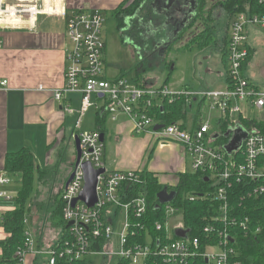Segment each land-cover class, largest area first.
Here are the masks:
<instances>
[{
    "label": "built area",
    "instance_id": "obj_1",
    "mask_svg": "<svg viewBox=\"0 0 264 264\" xmlns=\"http://www.w3.org/2000/svg\"><path fill=\"white\" fill-rule=\"evenodd\" d=\"M43 13H57L54 0H0V22L8 18L18 23L33 22ZM104 23L105 17L98 10L72 12L66 22L72 46L67 54L65 85L55 92V98L61 100L66 93L82 94L80 116L75 124L81 157L78 163L75 158L71 168L74 177L61 193L64 204L62 219L67 228L61 231L57 240H54L56 236L43 246L26 219L30 228L26 229L24 248L17 250L14 262L2 259L0 248V264H37L39 257L44 258V264H58L60 259L67 262L83 260L96 252L117 255L132 264H148L152 256H159L172 264H190L199 257L205 258V264H242L237 258L239 251L234 246L236 239L229 233V228L236 227L244 230L246 236L256 238V242L262 245L264 257V133L255 125L245 126L242 123L243 120L264 121L244 116L250 108L264 109V92L250 80L244 67L252 46L248 27L252 24L264 27V15L242 12L234 18L229 34L226 87L200 92L203 98L210 100L213 108L217 107L222 112L219 128L215 132L209 121H203L196 129L186 130L180 123H164L156 112V107L162 106L165 101L174 103L181 98L187 104L196 101L193 97L195 91L174 89L168 85H141L136 79L122 75L108 77ZM7 84L8 80L0 81V88ZM94 96L102 103L101 106L92 103ZM158 98L161 99L160 104L157 103ZM92 106L99 109V116L108 115L112 121H117L120 116L129 117L136 134L150 133L184 147L192 159L193 170L207 175L210 181L213 191L207 196L219 202L218 216L212 220L222 219L224 226L218 228L211 220L204 229L208 235H217L216 242L210 239L205 250H200L201 241L190 237L188 232L184 237L174 238L178 229L186 228L181 220L176 228L169 227V214L178 211L169 204L166 223H156L159 234L146 244L130 243V234L135 235L143 229L140 222L132 223V217L138 219L147 211L148 199L143 187L146 180L141 170H112L106 167V144L101 140L102 133L99 130H81L82 116ZM66 110L73 112L70 106H66ZM234 113H240L241 118L237 122L229 120ZM222 120L228 121V129L241 124L248 134L242 147L232 154L224 149L228 139L222 141L226 133L220 127ZM157 124L164 126L155 130ZM85 163H90L95 169L105 168L97 177L98 199L93 206L81 200L73 205L85 186ZM8 183L10 179L7 175L0 173V203L4 205L13 200L4 189ZM130 187L140 188L139 195L130 197ZM234 202H240L243 208H237ZM248 202L251 205L247 206ZM8 210L11 209L0 207V226L4 227L3 215ZM249 210H252L251 214L247 213ZM109 211L115 216L121 211L126 215L121 232V251L117 253L112 251V244L108 246L110 250L103 251L113 233L111 225L114 216H107ZM217 247L218 250H215Z\"/></svg>",
    "mask_w": 264,
    "mask_h": 264
},
{
    "label": "crops",
    "instance_id": "obj_2",
    "mask_svg": "<svg viewBox=\"0 0 264 264\" xmlns=\"http://www.w3.org/2000/svg\"><path fill=\"white\" fill-rule=\"evenodd\" d=\"M124 1L54 0L56 14L43 13L33 22L18 23L11 18L0 22V41L3 44L0 49V81L8 80L7 86L0 88V173L8 174L5 170L8 153L28 148L35 156L37 170L49 168L55 184L63 183L62 193L64 180L70 172L67 167V143L71 138L75 142L77 133V130L71 131L76 117L74 97L80 95L82 98L80 93H66L61 100L55 98V92L65 85L67 54L72 46L67 36L66 22L72 12H111ZM155 2L156 0H147L143 9L138 12H159ZM157 16L160 17L158 14ZM156 22L150 19L149 25L143 26V30L149 29L150 35L155 30L153 26H159ZM224 67L227 72V65ZM107 75L117 77L124 74L111 75L107 68ZM133 78L136 79V76ZM183 87L192 89L190 86ZM225 87L226 84L223 88ZM66 106H70L73 112H68ZM109 121L104 134L105 162L111 165L110 169L147 170L155 173L160 183L169 187H175L179 183L180 173L193 171L192 159L180 143L161 140L150 133L136 136L132 121L127 116ZM203 121L205 120L202 119ZM115 135L116 142L110 143L107 149V140L112 141L111 137ZM165 151H168L170 159L168 166L162 171L156 155L162 156ZM75 157L76 150L72 164ZM149 164L152 165L151 168ZM0 207L14 208L7 203H0ZM5 233L4 227L0 226V239L6 238Z\"/></svg>",
    "mask_w": 264,
    "mask_h": 264
},
{
    "label": "rangeland",
    "instance_id": "obj_3",
    "mask_svg": "<svg viewBox=\"0 0 264 264\" xmlns=\"http://www.w3.org/2000/svg\"><path fill=\"white\" fill-rule=\"evenodd\" d=\"M219 2L220 0H205L203 6L204 10L215 8V22L219 24L217 26L218 30L216 34L219 40L215 44L210 45L203 50H186L183 48L185 43L187 44V42L196 39L199 33L205 29V25L202 24L201 21H198L192 28L188 29L183 38L177 43L173 42V45H169L170 47L160 46L159 48H156V44L165 39V35L168 34V28H165L166 24L164 20L157 16L158 12L127 13L124 15L125 19L122 22V28H124L123 31L118 27L117 21L111 12H101L105 17L103 33L107 41L106 65L109 73L111 75L122 73L126 77L130 78L140 75L141 73L144 78L143 80L146 81L145 83L150 86L168 85L174 89L183 88L195 91V95L193 97L196 98V101H191V103L187 104L188 124H192L195 116H198L199 114V117L197 118L199 119L201 117L205 121H209L212 126V131L215 132L217 128H219V120L222 112L217 107L213 108L210 100L203 98L200 92L220 89L223 88L224 84H226L225 75L227 72L224 67L226 65L222 60L221 48L225 44V34L229 35L230 29L226 30L223 25L225 24V16L224 11L221 8H218ZM148 8L149 7L147 6V11L150 10V8ZM206 16L209 15L206 14ZM150 19L157 21L156 24H159V26H153L157 30L153 29L150 35H146L148 33L145 34L144 32L141 33V26H143L146 22L149 23ZM139 25H141L140 28L138 27ZM159 27L160 30H158ZM135 29H138V34H141V37L140 35H138V38L131 36V34L136 31ZM248 33L249 42L255 48L256 52L250 65L247 67V75L250 77V80L259 87L260 91L264 92V27L257 24L249 25ZM172 38L175 40L177 35L174 33ZM183 86H190L192 89ZM160 102L161 99L158 98L157 103L160 104ZM92 103H97L99 106L102 104L101 102H98L96 96L92 98ZM243 105L244 107H247L246 104ZM73 108L76 110V117L73 128L71 129L72 132L74 130L76 131L75 124L80 116V95H75ZM98 115L99 109L96 106L89 108V110H87V112L82 116L81 130H97ZM244 116L264 120V109L257 110L250 108L246 111ZM240 118V113H234L229 116V120L234 122L239 121ZM138 135L141 134H136V136ZM111 140L112 141H110V139L107 140V149L109 148L110 143L113 144L116 142V135L111 137ZM67 146L69 147L67 159V164L69 166L67 167L71 171V160L76 150L73 138L70 139ZM156 156L160 164L159 167H161L160 169L163 171L168 166L170 155L168 151H165L162 156H160V154H157ZM106 167L110 169L111 165L106 162ZM149 167L151 168L152 165L149 164ZM7 177L10 179V183L5 185L4 189L7 191L9 196L13 197V200L6 203L9 206L15 207L16 204L14 198L17 197L21 186L19 181L20 176L14 173H8ZM38 183V176H36L35 192L33 193L34 199L38 194L36 191L39 187ZM62 185L63 183L55 184L54 179L51 178L45 187L40 188V195L37 200L42 202V204H44L47 208L39 212L43 218L41 217L40 223L35 226L33 225V231L43 246L51 242L56 236L57 238L54 240H57L61 236L62 228L54 225L52 217L50 216L51 212H49L48 209L54 207V197L60 194L63 187ZM107 216H114V222L111 225L113 233L112 238L107 242L103 251L110 250L108 246L112 244V251L117 253L121 251V232L126 221V215L121 211L117 216H115L113 212L109 211ZM27 220L31 222L29 215L27 216ZM180 220L183 222L182 209H178V211L170 213L168 218L169 227L176 228V226L180 224ZM26 228H30L29 224H27ZM185 230L189 233L188 229ZM5 235L7 237L8 234L5 233ZM146 236L150 241L153 234L149 231ZM215 250H218V247L215 248ZM89 260L90 262L88 264H129L126 262L120 263L122 259L117 255H106L101 252L91 254ZM44 261L43 257H39L37 264H44Z\"/></svg>",
    "mask_w": 264,
    "mask_h": 264
},
{
    "label": "trees",
    "instance_id": "obj_4",
    "mask_svg": "<svg viewBox=\"0 0 264 264\" xmlns=\"http://www.w3.org/2000/svg\"><path fill=\"white\" fill-rule=\"evenodd\" d=\"M125 0L116 9L111 11V14L115 17L118 27L123 31L122 22L125 19L124 15L127 13H136L140 9H143L147 0ZM199 13L196 18L189 24L182 32L177 35V38L173 41L177 43L180 41L188 29L192 28L198 21L205 25V29L193 39L192 41L185 43L183 46L186 50L204 48L215 44L219 38L217 37V26L218 23L215 22L214 12L215 8L205 9L203 8L205 0H197ZM128 5V6H126ZM217 8V7H216ZM218 8L224 11L226 30L230 29L231 23L234 18L242 12H250L252 14L264 15V2L260 0H220L218 3ZM208 14L209 16H206ZM135 15V14H134ZM140 28V27H139ZM126 29V28H125ZM136 30V29H135ZM138 30V29H137ZM134 31L131 36L138 38V31ZM142 33V32H141ZM225 44L222 47V60L228 67V43L229 35L225 34L224 37ZM173 42L170 44L173 45ZM197 43V44H196ZM169 46V47H170ZM168 47V48H169ZM255 48L250 47V54L245 62V70L250 65L254 55ZM125 76V75H122ZM137 81L144 85L146 82L143 80V76L137 75ZM156 112L158 113L161 120L164 123H180L186 130H193L198 128L202 124V118L196 115V119L190 126L188 125V107L186 100L181 98L174 103L165 101L162 106L156 107ZM162 121V122H163ZM109 122L108 115L103 117H97L98 128L101 133H104ZM242 123L245 126L255 125L259 130L264 133V121L258 120H243ZM221 129L226 132L228 130V121L222 120L220 122ZM222 141L225 142L226 138L223 135ZM5 170L8 173H14L20 176V190L18 191L17 197H15V208L8 210L3 215V225L7 232V237L0 239V248L2 249V259L15 261V253L19 248H24L26 240V219L29 215L31 218V225L35 226L40 223L41 216L39 212L47 207L39 202L37 198L40 195V188L45 187L51 178V171L49 168L40 169L37 172L36 160L33 152L28 148H22L17 152H10L6 156ZM37 172V175H36ZM144 178L146 180L144 190L148 199V208L144 216L140 218L132 217V223L140 222L143 225L137 234H130L129 241L131 244L148 243L147 232L151 231L155 238L159 232L156 231V223L161 222L163 225L166 223V211L167 206L170 204L172 207L177 209H182L183 211V224L189 231V236L192 238H198L201 241L200 250H205L206 244L212 239L213 242L218 240L216 234L208 235L204 229L214 217L216 218L219 213V202L212 199L208 194H212V186L210 181L206 180L207 175L200 171L184 172L179 174V183L175 187H169L170 190L177 191L176 198L170 202L158 207L159 199L158 193L164 189L165 186L160 183L158 177L153 172L143 170ZM38 176V192L36 198L34 199L33 193L35 192V179ZM139 187V186H138ZM130 187V197L138 196L140 188ZM132 190V191H131ZM204 195V197H201ZM55 198V204L53 208L48 209L51 212L50 216L54 225L65 230L67 228L66 224L62 219L63 212V202L61 200V192ZM234 200V199H233ZM251 205L250 202L247 203ZM237 208H243V204L240 202H234ZM252 210L247 211L251 214ZM212 223L221 228L224 226L222 219L219 221L212 220ZM229 233L236 239V244L234 246L239 251V256L237 257L241 260L242 264H264V257L262 256V245L256 242L254 236H246L244 230L236 227L229 228ZM164 234V233H163ZM174 238H179L178 235H174ZM208 236H210L208 238ZM104 245V242L102 243ZM102 248V245H101ZM90 262L89 258L83 260H76L72 262H67L63 259L58 261V264H88ZM129 263L127 261L121 260L120 263ZM205 258H198L190 264H205ZM130 264V263H129ZM148 264H172L165 262L159 256H152L148 260Z\"/></svg>",
    "mask_w": 264,
    "mask_h": 264
},
{
    "label": "water",
    "instance_id": "obj_5",
    "mask_svg": "<svg viewBox=\"0 0 264 264\" xmlns=\"http://www.w3.org/2000/svg\"><path fill=\"white\" fill-rule=\"evenodd\" d=\"M166 1L168 3V7L171 8L173 4L177 2L178 0H166ZM187 1H189L190 3L194 4V6H196L194 10L197 9V5H198L197 0H184V2H187ZM183 22L185 23V21ZM182 27L183 25L177 29V31L175 32L176 35H178L181 32V30L183 29ZM171 43L172 42L170 40L167 43V46H169ZM163 126L164 125L162 124H157L155 126V130H159L163 128ZM247 135H248L247 131L241 124H238L234 127H230L224 134V137L228 139V142L224 145V149L227 151L228 154H232L234 151H238L244 144V141L247 138ZM101 140L105 141L104 133L101 134ZM75 147H76V157L75 158H76V163H78L81 157V147H80V140H79L78 135H75ZM83 167H84L85 174H86L85 175V186L81 194L79 195V197L74 200L73 205H75L78 200H81L85 202L88 206H93L98 199L97 192H96L97 177L99 174L105 171V168L95 169L92 167L90 163H85ZM73 177H74V173L71 172L70 177L65 183L64 187H67L70 184ZM206 180H208V178H206ZM176 196H177V191L170 190L169 186H165L164 189L158 193V199H159L158 207H160L163 204L172 202L176 198ZM70 224H72V222H70ZM186 233L187 231L183 229H178L176 231V234L182 237H184Z\"/></svg>",
    "mask_w": 264,
    "mask_h": 264
},
{
    "label": "flooded vegetation",
    "instance_id": "obj_6",
    "mask_svg": "<svg viewBox=\"0 0 264 264\" xmlns=\"http://www.w3.org/2000/svg\"><path fill=\"white\" fill-rule=\"evenodd\" d=\"M154 5L158 6V10H159L158 15L160 16V18L164 20L166 24L165 28L166 27L168 28L167 30L168 34L165 35L166 38L156 44L157 48H159L160 46L166 47L167 43L170 40L171 42H173L174 38L172 37H173V34L177 31V29L183 25L182 30H184L189 24H191V22L196 18V16L199 13L198 5H197V9L194 10L196 6H194V4L190 3L189 1L184 2V0H178L177 2L173 4L171 8L168 7V3L166 0H156ZM183 21H185V23ZM147 24L149 25V23L146 22L143 26ZM140 26L141 25H139L138 27ZM143 26H141L142 27L141 32L142 33L144 32L145 34L148 33L149 29H147V31L143 30L144 29ZM146 35H149V34H146ZM70 174H71V171L69 172L68 176L65 178L64 184L69 179Z\"/></svg>",
    "mask_w": 264,
    "mask_h": 264
}]
</instances>
